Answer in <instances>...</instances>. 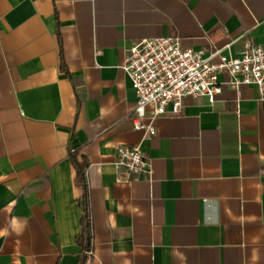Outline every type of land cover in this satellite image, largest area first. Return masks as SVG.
Segmentation results:
<instances>
[{
    "label": "crops",
    "instance_id": "obj_1",
    "mask_svg": "<svg viewBox=\"0 0 264 264\" xmlns=\"http://www.w3.org/2000/svg\"><path fill=\"white\" fill-rule=\"evenodd\" d=\"M169 36L237 57L264 46V0H0V264H264L257 90L186 97L154 137L133 129L126 49ZM137 144L151 174L118 180L116 147ZM73 150L87 160L89 252Z\"/></svg>",
    "mask_w": 264,
    "mask_h": 264
},
{
    "label": "built area",
    "instance_id": "obj_2",
    "mask_svg": "<svg viewBox=\"0 0 264 264\" xmlns=\"http://www.w3.org/2000/svg\"><path fill=\"white\" fill-rule=\"evenodd\" d=\"M242 46L237 57L220 51L207 57L204 50L183 47L178 37L169 36L140 40L127 48L121 69L137 96L133 129L152 138L158 117L179 113L186 97H205L212 104L222 87L239 92L252 86L264 102V46ZM219 75L228 79L220 80ZM115 153L113 166L122 173L118 180L136 181L151 174L140 144L118 146Z\"/></svg>",
    "mask_w": 264,
    "mask_h": 264
},
{
    "label": "trees",
    "instance_id": "obj_3",
    "mask_svg": "<svg viewBox=\"0 0 264 264\" xmlns=\"http://www.w3.org/2000/svg\"><path fill=\"white\" fill-rule=\"evenodd\" d=\"M61 67L63 70L66 71V68L64 66V61L61 54ZM67 72V71H66ZM69 162L71 164V167L74 169V178L73 183H75V186L81 189L82 195L80 199V204L82 208V217L80 222V232L76 236L75 241L77 244L81 247V250L85 252H89L91 249L90 246V212H89V206H88V197L86 192V183H85V171L87 169V160L85 157L81 154H79L78 151L73 150L69 152ZM84 260L78 261L76 264H83Z\"/></svg>",
    "mask_w": 264,
    "mask_h": 264
},
{
    "label": "clouds",
    "instance_id": "obj_4",
    "mask_svg": "<svg viewBox=\"0 0 264 264\" xmlns=\"http://www.w3.org/2000/svg\"><path fill=\"white\" fill-rule=\"evenodd\" d=\"M0 235H3V233H0Z\"/></svg>",
    "mask_w": 264,
    "mask_h": 264
}]
</instances>
